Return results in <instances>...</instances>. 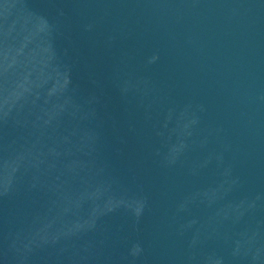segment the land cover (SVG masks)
Masks as SVG:
<instances>
[{
  "label": "water",
  "instance_id": "obj_1",
  "mask_svg": "<svg viewBox=\"0 0 264 264\" xmlns=\"http://www.w3.org/2000/svg\"><path fill=\"white\" fill-rule=\"evenodd\" d=\"M0 264H264V0H0Z\"/></svg>",
  "mask_w": 264,
  "mask_h": 264
}]
</instances>
